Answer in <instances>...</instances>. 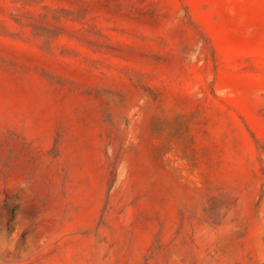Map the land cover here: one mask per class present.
I'll return each instance as SVG.
<instances>
[{
  "label": "rangeland",
  "instance_id": "1",
  "mask_svg": "<svg viewBox=\"0 0 264 264\" xmlns=\"http://www.w3.org/2000/svg\"><path fill=\"white\" fill-rule=\"evenodd\" d=\"M0 264H264V0H0Z\"/></svg>",
  "mask_w": 264,
  "mask_h": 264
}]
</instances>
